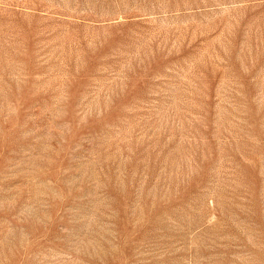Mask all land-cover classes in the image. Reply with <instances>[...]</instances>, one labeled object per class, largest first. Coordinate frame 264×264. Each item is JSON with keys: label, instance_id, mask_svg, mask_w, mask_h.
<instances>
[{"label": "rangeland", "instance_id": "1", "mask_svg": "<svg viewBox=\"0 0 264 264\" xmlns=\"http://www.w3.org/2000/svg\"><path fill=\"white\" fill-rule=\"evenodd\" d=\"M0 264H264V0H0Z\"/></svg>", "mask_w": 264, "mask_h": 264}]
</instances>
